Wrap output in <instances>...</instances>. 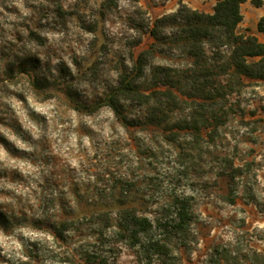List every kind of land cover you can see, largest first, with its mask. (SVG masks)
<instances>
[{"label":"clouds","instance_id":"1","mask_svg":"<svg viewBox=\"0 0 264 264\" xmlns=\"http://www.w3.org/2000/svg\"><path fill=\"white\" fill-rule=\"evenodd\" d=\"M0 264H264V0H0Z\"/></svg>","mask_w":264,"mask_h":264}]
</instances>
